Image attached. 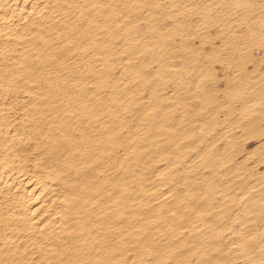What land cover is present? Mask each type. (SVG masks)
Listing matches in <instances>:
<instances>
[{
  "label": "bare ground",
  "instance_id": "6f19581e",
  "mask_svg": "<svg viewBox=\"0 0 264 264\" xmlns=\"http://www.w3.org/2000/svg\"><path fill=\"white\" fill-rule=\"evenodd\" d=\"M0 264H264V0H0Z\"/></svg>",
  "mask_w": 264,
  "mask_h": 264
}]
</instances>
